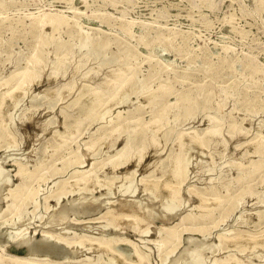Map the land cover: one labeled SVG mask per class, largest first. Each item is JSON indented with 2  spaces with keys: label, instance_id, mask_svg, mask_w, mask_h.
Masks as SVG:
<instances>
[{
  "label": "rangeland",
  "instance_id": "obj_1",
  "mask_svg": "<svg viewBox=\"0 0 264 264\" xmlns=\"http://www.w3.org/2000/svg\"><path fill=\"white\" fill-rule=\"evenodd\" d=\"M3 1L4 5L0 7V78L11 70L8 54L12 50L28 53L37 43V34L52 35L50 26L46 25L40 30L32 25L34 18L45 11L56 15L65 14L69 17V23L64 24L55 33L61 39L68 37L75 19L77 20L76 37L82 39L84 45H90L93 37L100 33L103 34L109 42L107 55L112 60L108 64L109 66L106 65L108 67L104 68L105 71L110 70L117 63V59L122 56L127 62L136 63L139 72L138 85L131 92L128 102L121 105L115 104L103 116L87 120L82 125L81 133L75 141L66 143L60 149L57 148V144L62 139L60 136H56L55 132L65 130V117L61 106L65 104L64 101H59L55 108L49 107L48 102L43 103L36 113L29 116L31 110H27L28 114L23 113V108L29 106V98L25 97L21 99L17 107L9 105L4 116L0 114V126L7 122L9 127L0 143V163L4 167L3 176L0 177V247L5 251L19 254L27 252V247L17 245L10 238V234L19 235L20 232H28L33 235L37 243L41 240L42 225L45 223L47 226L51 219L50 212L45 208V196L48 195L51 187H56L61 179L73 181L77 178L79 171L86 170L90 166L89 162L94 161L101 168L102 162L109 161L114 149L123 145L122 141L124 140L119 138L115 142L99 146L95 151L87 149L91 140L103 132L110 131L111 126L118 122L119 114L126 118L124 130L131 131L141 128V125H145L152 119L154 111L160 109L165 100L172 101L177 93L189 92L194 98L192 107L196 117L188 122L186 110H183L179 120L174 122L173 112H170L171 128L167 133L161 135L158 144L159 148H164L163 145L167 143L165 144L166 149L163 151V154H166L174 148V139L181 130L197 129L202 131L206 127L208 124L207 114H215L217 109L212 101L223 90L228 95L224 106L225 126L229 127L230 123H234L239 128L249 130V134L241 140H248L258 135L264 136V0ZM232 15L233 18H231ZM102 72L103 70L100 74ZM48 74L49 70L33 84L30 92L39 94L41 97L46 96L45 101L54 97L53 79ZM96 79L98 81V77L93 81ZM161 82L171 84L174 91L166 99L160 102L155 101L157 103L152 111L151 104L154 103V100H150L147 94L157 88ZM0 91H2L1 85ZM66 93L65 91L63 96ZM81 110L83 111V109H78L76 112L80 114ZM23 115L27 118L24 121L20 119ZM47 118L51 119V124H46ZM73 120L74 116L71 121ZM73 127L74 123L72 122L71 128ZM231 145L228 150L232 152L234 142ZM245 146L244 144L237 151L233 150L236 156H245L250 147ZM155 150L150 148L145 155V160H142L139 166L134 158L135 160L133 159L129 165L118 170L119 174L120 171L125 173L137 167V176L141 177L149 170L146 164L156 158ZM221 150H223L221 144L211 154L207 148H203L201 152L194 150L193 167L190 166L188 183L197 180V184L200 185L204 181L203 178L206 177L205 180L208 178L218 188L221 182L220 172L217 170L201 172L203 169L198 162L205 163L210 155L215 160L221 161ZM74 151L79 152L80 160H77ZM262 157L264 158V154ZM252 158L257 161L260 155L253 154ZM46 159L47 163L53 164V166L44 177L34 182L38 208L32 212L35 205L31 202L28 206L29 212L23 213L24 217L21 221L13 225L14 216L9 213L7 207L8 191L19 180L16 175L17 161L27 163L28 167L32 169ZM66 160H70L67 165H65ZM109 170L111 169L106 165L100 169L99 173L102 174L103 171L109 173ZM56 171L61 172L55 174ZM230 172L233 177L230 185L231 193L235 195L239 193L242 185L237 178L241 174V170L234 169ZM188 183L183 186L182 200L177 201L179 206L173 213L168 214L167 225H174L182 215L194 212L198 215L197 222L208 226L206 232L196 229L184 232L178 250L170 256L167 262H163L158 257L153 242L144 243L137 234L131 231L124 234L137 241L144 250L150 253L153 264H181L184 260L176 263V259L182 253L184 254L182 251L185 249L201 250L202 255L206 258V264H220L215 263V260H223L224 257L233 256L236 253L239 257L246 256L244 259L253 262H264L263 247L250 249L251 251L249 248L248 250H238L232 240H224L220 245V234L225 236L232 230L240 228L242 215L248 214L252 218L249 219H255L256 214L253 212L256 211L257 208H254L258 204L249 206L254 201L246 202L244 209L228 204L223 212L221 209L214 208L213 213L214 216H218V222L211 223V219L203 215L205 209L198 206L197 197L188 193ZM117 185H120V182H117ZM253 186L264 198V174L253 182ZM105 190L104 186L97 188L93 193L95 196H100L101 204L98 209H94L95 211H86L91 214L83 212L85 205H78L80 202L78 192H74L70 197H64L55 213L60 215L62 206H69L67 218L64 223L51 226V232L66 236L68 230L71 233L69 235L71 239L76 238L75 232L93 233L86 230L87 226L104 223L105 218L95 219V217L101 216L111 206L110 199L117 197L127 200L138 198L144 204L148 203L152 206L154 204L153 208L158 211L156 213H166L161 207L160 199L154 198L152 202L150 193L143 189L139 188L132 196L121 193L102 194L101 192H105ZM89 198L91 197L88 196L85 200L88 201ZM150 201L151 203H149ZM251 210H254L252 214H250ZM162 223L163 221L157 218L154 224L157 226ZM95 230L94 234L101 233L99 229ZM155 232V230L151 232L153 237L156 236ZM112 233H114L112 229L105 232L107 235ZM58 242L63 248L67 246L62 240H58ZM44 246L45 244H40L41 251H46ZM85 253L86 251H79L73 258H83ZM64 254H61L60 259ZM258 254L260 255L258 256ZM68 256L70 257V254Z\"/></svg>",
  "mask_w": 264,
  "mask_h": 264
},
{
  "label": "bare ground",
  "instance_id": "obj_2",
  "mask_svg": "<svg viewBox=\"0 0 264 264\" xmlns=\"http://www.w3.org/2000/svg\"><path fill=\"white\" fill-rule=\"evenodd\" d=\"M3 5L4 1L0 0V7ZM231 18H233V15ZM66 23H69V17L65 14L56 15L45 11L36 16L32 25L40 30L48 25L52 28V35L37 34V43L28 53L12 50L8 54L11 70L0 78V85L2 86V91H0V114L2 116L5 115V110L9 105L17 107L21 99L25 97L29 98V106L23 108V113L31 110L29 116L36 113L43 103L48 102L49 107L55 108L59 101H64L65 104L61 106L66 126L65 130L55 132V135L60 136L62 139L57 144L58 149L66 143L75 141L81 133L82 125L87 120L103 116L115 104L121 105L128 102L130 94L138 85L139 80L138 65L127 62L122 56L117 59V63L110 70L105 71L104 68H107L110 61H112L107 55L108 40L100 33L98 36L93 37L90 45H84L82 39L76 37V19L66 39L57 37L55 33ZM47 70H49L48 75L53 79L54 97H50L45 101L46 96L41 97L39 94L30 92L33 84L40 80L39 78ZM101 70H103L102 74H100ZM97 77L98 81L96 79L94 82L93 79ZM65 91L67 93L63 96ZM173 91L174 87L168 82H161L157 88L152 89L147 94L150 100H154V103L151 104L152 111H154L157 102L166 99ZM227 97L225 91H220L212 101L217 106L216 112L215 114H207L208 124L206 127L202 131L197 129L181 130L174 139V148L166 154H163V151L166 149L165 144L167 143L163 145L164 148H159L158 144L161 135L167 133L171 128L170 112H173L174 122L179 120L183 110H186L188 122L196 117L195 110L192 107L194 98L189 92L177 93L172 101L165 100L163 106L154 111L152 119L145 123L146 126L141 125V128H135L131 131L124 130L126 118L119 114L118 122L111 126L110 131L103 132L91 140L87 145V149L95 151L99 146L115 142L119 138L124 140L122 141L123 145H119L120 147L114 149L109 161L102 162L101 168L96 165V162H89L90 166L86 170L79 171L77 178L73 181L61 179L56 187H51L48 195L45 196V208L50 212L51 219L48 221L47 226H45V223L42 225L43 234L38 242L39 244L35 241L33 235L28 234V232H20L19 235L10 234V238L17 245L27 247V252L24 254L7 252L0 247V264H153L150 253L144 250L137 241L124 234L128 231L137 234L144 243L153 242L158 257L163 262H167L170 256L178 250L184 232L190 229L206 232L208 229L206 224L197 222L198 215L194 212L182 215L180 220L171 226L167 225V220L169 218L168 214L173 213L176 207L179 206L177 201L182 200L183 186L189 182L193 151L201 152L203 148H207L211 154L214 153L219 144L222 145L223 149L221 150V161L215 160L210 155L205 163L198 162L203 169L201 172L204 171L205 173L213 170L220 172L221 182L218 188L208 178L205 180V177L200 185L197 184V180L188 183L187 191L190 195L197 197L198 206L205 209L203 215L210 218L211 223L218 222V216H214L213 213L214 208L221 209V212H223L228 204H231L236 208L244 209L246 202L254 201L249 206L258 204L255 208L252 205L254 209H257L256 211L251 210L250 213L252 214V211H254L253 213L256 214L255 219L251 220V215L248 214L242 215L240 217V228L232 230L225 236L220 234V245L223 244L224 240H232L238 250L264 248V198L258 194L253 186V182L264 174V158L262 157L264 154V136L258 135L248 140H241L249 134V130L239 128L234 123H230L229 127L225 126L224 106ZM78 109H83V111L81 110L82 113L79 112L80 114H78L76 112ZM73 116L74 120L71 121ZM20 119L24 121L27 118L23 115ZM45 122L51 124V119L47 118ZM72 122L74 123L73 128H71ZM8 129L7 122L0 126V143ZM231 141L234 142V151L240 149L244 144L250 146L245 156H236L233 150L232 152L228 150ZM150 148H153V151L156 149V158L152 159L153 161L150 163L146 159L149 163H145L149 167L147 173L142 174L141 177L137 176L138 169L134 167L125 173L120 171L119 174L118 170L129 165L134 158L139 166L141 161L145 160V155ZM74 152H76L77 160H80L79 152ZM253 154L260 155L259 160H253ZM69 162L70 160H66L65 165ZM17 165L18 183L8 191L9 202L7 208L9 213L14 216L13 225L21 221L24 217L23 213L29 212L28 206L31 202L35 205L32 212L37 210L38 204L35 199L37 191L34 182L44 177L53 166V164L47 163V159L32 169L25 162L17 161ZM106 165L111 170H109V173L103 171L100 174V169ZM3 168L0 163V177L3 176ZM234 169L241 170V174L237 178L242 184L239 193L235 195L231 193L232 188L230 186L233 180L230 171ZM59 172L61 171H56L55 174ZM117 182H120V185H117ZM104 186L106 190L101 193L108 195L121 193L132 196L139 188L143 189V191L150 193L149 196L152 202L154 198L160 199L161 207L166 213L163 211H161L162 214L156 213L157 210L153 208L154 204L153 206L148 203L144 204L138 198L127 200L117 197L110 199L111 206L101 216L95 217V219L105 218L104 223L97 226H87L86 230L93 233L75 232L76 238L71 239L69 238L71 233L68 230L66 236L51 232V226L64 223L67 218L69 206H62L60 215L55 213L64 197H70L74 192H78V198L80 199L78 205H85L83 212H92L95 208L98 209L101 204L100 196H95L93 193L97 188ZM88 196L91 198L86 201L85 199ZM247 198L249 199L247 200ZM157 218L161 219L163 223L155 226L154 223ZM95 229H99L101 233L99 235L94 234ZM109 229H112L114 233L111 235L105 234ZM153 230L156 231L154 237L151 233ZM58 240H62L67 246L61 247ZM40 244H45L46 251L40 250ZM79 251H86L85 257L74 259L73 257H76ZM182 252L184 254L182 253L176 259V263L184 260L181 264H206V258L202 255L201 250L185 249ZM62 253L65 254L60 259ZM68 254H70V257ZM244 258L239 257L236 253L233 256L224 257L223 260H215V263H264L253 262Z\"/></svg>",
  "mask_w": 264,
  "mask_h": 264
}]
</instances>
